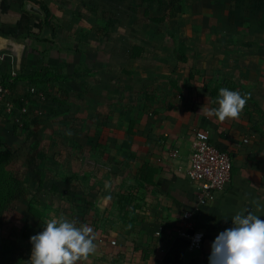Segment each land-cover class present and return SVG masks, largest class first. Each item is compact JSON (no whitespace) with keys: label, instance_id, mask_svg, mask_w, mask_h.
Instances as JSON below:
<instances>
[{"label":"rangeland","instance_id":"1","mask_svg":"<svg viewBox=\"0 0 264 264\" xmlns=\"http://www.w3.org/2000/svg\"><path fill=\"white\" fill-rule=\"evenodd\" d=\"M66 1V16L51 12L48 18L51 27L44 25L45 14L36 3L40 14L26 8L27 14L31 11L30 20L22 26L26 33L18 34L19 21L13 31L12 28L5 31L20 35L16 40L17 48L0 47V81L14 76L15 104L20 107L27 103L31 114L18 127L0 106V134H3L0 138L10 146L14 135L20 137L19 154L4 165L3 171L16 176L20 197L33 193L30 201H27L28 194L26 202L14 200L10 208L37 202V194H51L53 181L77 172L76 161H81L83 156L89 159L87 161L99 159L105 175L112 174L113 161H119L122 165L116 175H124L121 161L126 150H122L124 141H118L121 151L117 149L118 152L111 154L109 149L114 139L120 140L117 130L118 136L130 138L143 116L157 118L163 111L171 112L177 102L185 103L186 99L193 98L198 90L194 91L196 86L185 68L205 77L204 70L211 67L214 60L222 70L213 74L206 84L207 90L218 93V89L226 87L239 91L246 97L239 114L249 112L248 115L253 116L262 112L254 99L260 101L258 93L264 90L243 85L264 82V50L258 48L264 41L238 38L237 33H259L260 30L257 26L237 28L226 23L223 3L217 0H164L165 3L159 0L158 4L146 0H86L91 2L85 9L81 4L73 5L72 0ZM90 4H94V8L90 9ZM108 17L118 20L113 29H106ZM44 28L51 31L46 38L41 37ZM217 37H221L219 41ZM181 42L186 45L189 60L184 67L177 63L174 52ZM37 47L41 48L40 53ZM139 49L142 55L133 58ZM255 58L258 67L252 65ZM141 64L145 66L143 70ZM101 67L102 74L111 77L103 76L105 85L95 86L93 78H87L89 84L83 78L74 80ZM110 67L112 70L108 73ZM38 72L46 76L44 80L35 79ZM31 84L43 93L42 100L26 94L25 85ZM211 104L213 108L218 106L216 100ZM34 109L42 113L35 115ZM261 121L264 123V116ZM256 123L252 122L255 126ZM83 148L89 150V154L82 155L79 150ZM67 156L71 160L70 169H64L63 165ZM30 161L39 168L38 177L44 180L41 187L30 177ZM47 162H54L49 164L54 168L46 167ZM57 201L52 202L59 207ZM61 206L67 207L65 202Z\"/></svg>","mask_w":264,"mask_h":264},{"label":"crops","instance_id":"2","mask_svg":"<svg viewBox=\"0 0 264 264\" xmlns=\"http://www.w3.org/2000/svg\"><path fill=\"white\" fill-rule=\"evenodd\" d=\"M10 1L0 0V9L21 12L17 31L18 34H24L26 31H23L22 26L30 20L28 15L31 13L27 14L26 8H39L32 1ZM217 1L223 3L225 22L229 25L237 28L255 26L247 22L242 25L231 22L228 15L232 0ZM41 2L56 15H65L68 11L66 0ZM88 2L91 1L72 0L71 3L81 4L86 9ZM91 8H94V4H90ZM28 24L31 25V22ZM259 30V33H237V37L244 36V41L251 37L264 41V29ZM18 34L11 31L0 32V47L2 45L3 48L10 46V49H16V40L20 36ZM219 38L221 37H217L218 41ZM258 48L264 50V44H260ZM256 59L252 60L254 67L259 66ZM144 67L141 64V70ZM103 70L101 67L93 73L78 75L74 80L83 78L89 84L87 78H93L95 86L105 85L103 76L107 79L111 77L103 75ZM108 70L110 73L112 68ZM184 70L188 76L190 68ZM221 70L222 66L218 68L213 60L211 67L204 70L205 77L195 75L191 80L196 86L194 91L198 90L193 98L186 99L185 103L177 102L171 112L163 111L157 118L143 116L137 124L139 128L130 138L122 134L118 136L117 130L116 136L120 140L114 139L109 149L111 154L118 152L117 149L121 151L118 141H124L125 147L122 150H126L121 156L124 175H116L117 168L122 165L119 161H113L114 172L105 175L106 171H102L99 166V159L96 160L95 157L87 161L89 159L83 156L81 161H76L77 172L63 175L61 182L54 180L50 187L53 192L45 196L37 194V202L10 208L14 200L24 199L26 202L29 193L21 194L20 197L17 192L8 204L9 209H0V264H25L31 252L30 236L42 230L47 220L61 216L75 220L77 226L86 224L94 232L95 251L75 264H208L210 244L220 231L231 225L232 215L250 207L257 215L264 216V210L256 209L257 204L264 209V123L261 121L264 116V93L259 91L260 101L254 99L261 107V113L251 116L247 112L236 118L219 120L209 114L213 109L211 101L216 98L211 95L213 91L207 90L206 84L213 74ZM243 86L264 90V82L246 83ZM250 119L253 123L261 122L255 126L249 122ZM198 130L208 132L215 146L229 153L232 160L230 182L205 205L199 203V191L186 174L194 133ZM109 135L112 136L111 132ZM0 136L3 137V134ZM13 138V145L10 143L8 147L14 151L15 158L20 151L17 147L20 142L19 134ZM245 139L248 140L247 143H244ZM5 142L9 144L8 141ZM92 150L94 152L95 148ZM174 150L180 153L176 159L170 157ZM79 152L82 155L89 154V150L84 148ZM67 157L63 161L64 169L72 167L70 157ZM50 163L54 162H47L45 166L54 168ZM29 165L30 177L37 180L39 187L43 186L44 180L38 177L39 168L32 161ZM56 182L59 183L57 187L54 184ZM32 195L33 193L29 194L27 201H30ZM52 201H57L60 208ZM64 202L67 207L61 206ZM185 212L194 214L195 230L204 234L201 249L189 250L188 240L178 235Z\"/></svg>","mask_w":264,"mask_h":264},{"label":"clouds","instance_id":"3","mask_svg":"<svg viewBox=\"0 0 264 264\" xmlns=\"http://www.w3.org/2000/svg\"><path fill=\"white\" fill-rule=\"evenodd\" d=\"M246 102L239 91L218 89L217 107L210 115L219 120L238 117ZM256 209H262L260 204ZM231 225L210 244L208 264H264V216L245 207L231 217ZM31 252L25 264H75L95 251L94 232L86 224L63 216L46 221L42 230L30 236ZM199 239V235L196 237Z\"/></svg>","mask_w":264,"mask_h":264},{"label":"built area","instance_id":"4","mask_svg":"<svg viewBox=\"0 0 264 264\" xmlns=\"http://www.w3.org/2000/svg\"><path fill=\"white\" fill-rule=\"evenodd\" d=\"M12 80L7 83L0 82V106L9 120L13 121L18 127H21L23 121L28 119L31 114L29 113L30 109L27 103L20 104V107L16 106V96ZM25 91L26 94L32 98L34 97L36 100L38 98L42 100L43 98V93L33 84L25 85ZM34 110L35 115L42 113L41 110ZM247 142L248 140L245 139L244 143ZM179 156L178 150H174L170 154V157L173 159ZM231 169L232 160L229 153L218 149L211 141L208 132L196 131L192 142L190 164L186 169V174L199 191V203L201 205H205L207 202L213 200L217 194L226 188L231 179ZM157 234L159 235V233ZM178 235L188 240L189 250L201 249L204 234L195 230L194 214L192 212H185L182 215V229L178 231ZM198 235L199 239L197 240L196 237ZM112 243L114 244L115 242L113 241Z\"/></svg>","mask_w":264,"mask_h":264},{"label":"trees","instance_id":"5","mask_svg":"<svg viewBox=\"0 0 264 264\" xmlns=\"http://www.w3.org/2000/svg\"><path fill=\"white\" fill-rule=\"evenodd\" d=\"M8 2V0H6ZM25 0H22L24 2ZM27 1H32L36 3L40 9L44 12L45 17H46V22L44 25H47L51 27L50 22H48V18L51 17V11L49 10L48 6L44 2H35L34 0H27ZM149 3H157L159 0H146ZM162 3H165L164 0H160ZM229 20L233 23H236L238 25H242L243 23H250L252 25L257 26L260 29H264V0H232L231 7L229 9ZM4 18V19H3ZM21 18V12L13 11V10H7L3 11L1 9L0 11V32L3 33L7 29H11L12 31L17 25V22ZM234 18V19H233ZM115 21L117 23V19L114 17H108L107 18V24H106V29H113V25H115ZM39 37V35H38ZM48 39V38H47ZM47 39H44L43 41H46ZM182 41V40H181ZM186 45L184 42H181L177 45L175 48V59L179 65H186L188 62V57L185 53V48ZM40 47L38 49L37 47V52L40 53ZM141 54V49H139L138 52L133 54V58L140 57ZM37 76H35V79L38 80H44L46 77L43 75L42 72H38ZM12 74V73H11ZM190 80L194 79L195 75L189 71L188 75ZM8 78L0 81L1 83H7L11 79L14 80V77L11 75V79ZM12 80V81H13ZM218 93L212 92L211 95H213L214 98H217ZM2 147H5L2 149ZM14 151L12 148L8 147L6 145V142L3 138H0V209L3 208L4 210L9 209L8 204L11 202L12 199L15 198L16 193H17V188H16V183L17 179L16 176L13 173L3 171L4 165L7 164V162L13 157Z\"/></svg>","mask_w":264,"mask_h":264},{"label":"water","instance_id":"6","mask_svg":"<svg viewBox=\"0 0 264 264\" xmlns=\"http://www.w3.org/2000/svg\"><path fill=\"white\" fill-rule=\"evenodd\" d=\"M30 9H31L32 11L38 13V14L41 13L39 9H37V8H35V7H33V6H31ZM50 33H51V31H50L49 28H44L41 37H42V38H46V37H48V36L50 35Z\"/></svg>","mask_w":264,"mask_h":264}]
</instances>
